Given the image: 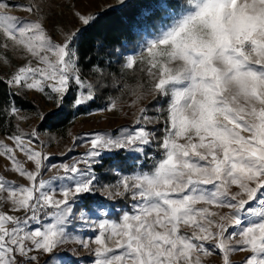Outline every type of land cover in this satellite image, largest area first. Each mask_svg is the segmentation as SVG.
<instances>
[{
	"label": "snow or ice",
	"instance_id": "snow-or-ice-1",
	"mask_svg": "<svg viewBox=\"0 0 264 264\" xmlns=\"http://www.w3.org/2000/svg\"><path fill=\"white\" fill-rule=\"evenodd\" d=\"M117 3L128 39L86 50L96 14L57 36L46 0H0V157L22 181L0 175V264H264V0ZM110 89L98 111L127 117L131 96L132 124L73 137L71 162L21 128L15 98L79 109Z\"/></svg>",
	"mask_w": 264,
	"mask_h": 264
},
{
	"label": "rangeland",
	"instance_id": "rangeland-1",
	"mask_svg": "<svg viewBox=\"0 0 264 264\" xmlns=\"http://www.w3.org/2000/svg\"><path fill=\"white\" fill-rule=\"evenodd\" d=\"M46 3L49 5L48 11L51 16L50 26H55L57 31V36L59 35V29L63 28L66 31L74 30L75 28L81 27L79 21L74 16V11H80L85 14H94L97 11H100L109 6L118 5L117 0H46ZM17 15H23V13H16ZM129 51L131 49H128ZM11 55V54H9ZM14 65L18 66L20 61L14 60ZM13 69L5 68L0 65V75H5L6 72H9ZM132 82V79L129 80ZM121 95L119 92L117 96ZM125 110L129 112V115L125 117L122 114H117L115 116L101 113L98 110L104 107L105 103L100 107L91 108L85 113H75L72 117L74 121L73 129L70 132L71 135L65 137L56 136L55 139H50V134L47 135V131L40 132V139L45 142L47 147L44 148L45 152L51 154L49 163L50 164H60L62 162H71L73 157H78L81 153L86 150L87 145L82 141H78V146L71 152L68 153V149L72 146V138L79 136L84 138L86 133L92 132H107L113 129H116L122 125H131L132 117L130 115L131 110L127 109L126 104L132 99L131 96L125 95ZM28 98H31L36 105L35 108L22 109V115L31 117L27 121L21 122V126L25 132H30L33 127H38L39 120L34 115L36 112H48L51 110H57L54 108V105L51 101L47 100L40 93H29ZM89 113H93L89 115ZM4 133L0 132V138H3ZM7 142V141H6ZM61 153H67V155H61ZM5 161L3 157H0V175H4L6 179L14 180L16 182H22L16 177L14 173L5 172L3 169ZM127 174V173H126ZM51 173H45L44 178L47 179ZM87 238V237H85ZM248 254L237 252L234 253L231 257L234 264H244V260ZM213 264H220L219 257L213 256L210 258ZM84 264H88L87 261Z\"/></svg>",
	"mask_w": 264,
	"mask_h": 264
},
{
	"label": "trees",
	"instance_id": "trees-1",
	"mask_svg": "<svg viewBox=\"0 0 264 264\" xmlns=\"http://www.w3.org/2000/svg\"><path fill=\"white\" fill-rule=\"evenodd\" d=\"M132 9H121L119 5L109 6L100 11L95 12L97 15V23H95L91 28H89L84 33L83 46L87 50L90 47H94L97 42L103 41L106 45H108L111 49H120L121 45L125 43L128 39V23L132 18ZM129 49H131V45H129ZM113 70L115 72H119V65H114ZM131 73L129 76L131 77ZM85 78H88L87 76ZM110 83V81H109ZM134 80L132 79V82ZM6 88L4 85L0 84V101L5 100L4 92ZM119 91L109 90L108 92L99 95L98 98L91 102L87 106H82L79 109L73 108L71 106V97H69V101L66 102L64 108L62 110H56L57 116L55 118H50L44 121L41 125V122H38V128L42 130V132L47 131V135L50 137H65L67 136L73 129L74 121H72V117L75 113H85L91 108L100 107L102 104L106 103V99L108 96H117ZM126 96H124L125 99ZM17 107L22 109L29 108H37L34 104V101L27 96L21 98H15ZM15 123V121H13ZM7 125L0 126V132L4 133V129ZM22 128V126H21ZM23 129V128H22ZM117 162H113L115 164ZM132 161L128 160L125 162V167L131 165ZM111 165L107 162L104 164V169H99V171H104L108 169Z\"/></svg>",
	"mask_w": 264,
	"mask_h": 264
}]
</instances>
